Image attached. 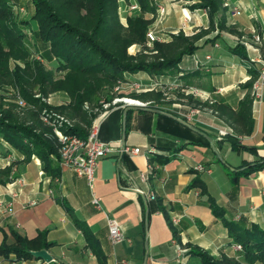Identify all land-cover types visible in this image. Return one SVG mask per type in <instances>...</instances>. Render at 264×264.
Masks as SVG:
<instances>
[{
	"label": "crops",
	"instance_id": "crops-1",
	"mask_svg": "<svg viewBox=\"0 0 264 264\" xmlns=\"http://www.w3.org/2000/svg\"><path fill=\"white\" fill-rule=\"evenodd\" d=\"M133 1L118 0L122 22L139 13L129 9ZM151 1L156 9L164 5L166 14L155 19L153 13H146L145 18L151 20L148 29L169 41L185 12L190 17L186 35L195 38L197 49L183 56L172 73L125 74L126 85L142 87L140 92L123 88L141 104L119 100L92 122L90 129L96 128L98 139L114 149L95 169L93 189L86 178L65 167L59 166L57 177L48 175L39 158H25L0 138V170L10 169L8 177L0 174V244L14 245V233L27 239L42 233L52 243L45 249L52 258L49 262L0 253V264H119L122 259L134 264H180L190 259L191 246L212 255L234 253L238 250L223 221L212 213L208 196L224 210V218L264 229V168L248 176L231 174L246 162L264 158V90L259 98L253 96L247 85L257 77L251 74L256 68L245 62L248 54L257 52L264 59V0H228L229 5L222 0L226 21L221 29L216 18L211 25L206 8H192L179 0ZM232 6H238L240 14H233ZM256 33L261 36L260 44L253 40ZM246 44L257 47V52ZM236 47L242 48L245 58ZM155 92L161 95L155 98ZM247 95L252 98L254 121L249 134L238 133L235 124H228L226 114L236 111ZM156 110L172 112L199 127L209 139L166 121ZM218 129H231L245 148L232 149L224 136L218 137ZM124 147L140 151H123ZM172 150H176L175 157L163 164L155 157L168 156ZM140 172L147 174V181L140 180ZM197 177L207 194L191 186ZM136 187L145 193H136ZM92 194L99 198L101 209L91 204ZM61 200L87 224L92 234L89 240ZM158 200L167 216L178 219L173 224L176 236L158 209ZM8 203L11 211L6 208ZM106 214L118 220L125 241L110 242Z\"/></svg>",
	"mask_w": 264,
	"mask_h": 264
},
{
	"label": "trees",
	"instance_id": "trees-1",
	"mask_svg": "<svg viewBox=\"0 0 264 264\" xmlns=\"http://www.w3.org/2000/svg\"><path fill=\"white\" fill-rule=\"evenodd\" d=\"M196 1L192 8H206L213 27L215 18L219 29L225 27L226 8L222 0ZM136 2L140 7V13L127 17L124 25L120 20L118 0H31L33 13L29 19L21 20L15 18L13 3L9 0H0V87L9 85L18 89L19 94L28 104L27 109H36V107L41 109L44 104L39 97H46L52 92L62 90L68 95L69 101L61 106V111L66 116L78 118L91 127L98 113L85 110L83 108L85 102L95 107L101 92L104 89L111 90L118 82H126L127 73L146 72L150 75L172 73L178 69L183 56L192 54L197 49L194 44L195 38L180 31L172 34L169 41H155L153 50L156 53L154 59L149 60L145 34L151 20L144 15L155 14L156 6L151 0H136ZM27 33L32 35L31 43L26 39ZM39 43L42 49L38 48ZM134 43L141 44L143 49L140 53L132 55L128 53V47ZM235 51L243 58L246 57L242 48L236 47ZM34 54L39 55L46 62L55 61V70L47 69L42 61L35 58L28 60ZM10 61H14L12 66ZM17 61L22 64H18ZM55 72H64V77L56 78ZM251 74L252 77H256L257 71L252 69ZM251 85L252 81L247 87L250 88ZM35 94H39V97H34ZM160 95L155 92L153 96L157 98ZM136 96L142 97L141 94ZM110 100L111 97L107 98L108 102ZM251 104L252 98L247 95L240 101L236 111L226 113L228 124L232 127L235 124L238 133L249 134L253 129ZM5 105L7 104L0 101V138L25 158L35 155L41 161L43 170L48 175L57 177L60 144L56 136L44 135L47 127H43L38 118L39 110H36L37 112L28 110L30 120L24 118L20 121L21 117L12 110L16 104ZM149 106L153 107V105ZM161 112L158 113L166 121L179 123ZM181 126L194 131L182 124ZM195 127L202 131L199 127ZM59 129L65 134L77 135L82 139L88 134L75 126H60ZM167 131L176 132L171 128H167ZM196 133L209 139L204 132V134ZM224 138L230 142L234 150L245 148L238 137L231 132H228ZM175 152L176 150H172L168 156H154L163 164L174 158ZM263 168L264 158H259L233 169L231 174L233 177L240 174L248 176ZM9 173V168L0 170V174L5 177H8ZM191 186H196L200 188L202 194H207L205 185L199 177L192 181ZM206 202L212 213L223 221L230 242L241 245V250L234 252L241 259L224 257V260L218 261L205 250L194 246L187 252L190 259L180 264H192L191 260H195L198 264H264V229L254 223L245 225L224 218V210L211 196L206 198ZM59 203L72 215L75 225L89 240L92 234L87 224L73 215L72 208L65 201L61 200ZM156 203L176 236L177 232L165 208L161 206L159 200ZM14 237V245L6 246L3 242L0 244V253L3 256L14 253L17 258H32L34 256L30 251L46 249L52 244L46 241L42 233L34 239H27L15 233Z\"/></svg>",
	"mask_w": 264,
	"mask_h": 264
},
{
	"label": "built area",
	"instance_id": "built-area-1",
	"mask_svg": "<svg viewBox=\"0 0 264 264\" xmlns=\"http://www.w3.org/2000/svg\"><path fill=\"white\" fill-rule=\"evenodd\" d=\"M224 5H229L228 0H224ZM130 10H139L140 7L136 0L133 1L132 4L129 5ZM233 14H240L241 10L238 6H232ZM166 14V8L164 5H159L156 9L155 14H152V18L158 19L162 18ZM189 15L185 12L183 13V20L179 29L176 31V34L182 31L186 35V25L189 20ZM146 37V46L150 49L153 47L155 41L164 42L166 38L159 37L156 32L151 29H148L145 34ZM255 44L261 43V36L259 34H255L253 37ZM248 49H252L257 52V47L252 46L251 44H246ZM153 51V49H152ZM154 52H156L154 50ZM206 58H209L207 55ZM245 62L249 68H256L257 77L252 82L251 91L255 98L260 97L261 90H264V59L259 55H250L245 58ZM123 100V99H122ZM114 101H119L116 98ZM22 105L26 103L23 100H20ZM115 103V102H113ZM228 132H231V129H218V137L225 136ZM57 140L60 144L59 147V156L58 163L60 167H65L77 174L78 176L84 177L87 180L88 186L90 189H93L94 186V172L97 168L100 160L105 157L107 154L114 151V149L106 143H103L98 139L96 128H91L87 134L85 139L80 138L77 135H70L61 132H57ZM123 151H131L133 153H138L140 151L139 148H129L124 147ZM149 169H152V166H149ZM198 169H203L201 166ZM139 178L141 181H147V174L145 172H140ZM22 183L21 180H19ZM136 193L144 194L145 192L139 188H134ZM2 201L0 200V205H2ZM91 204L97 209H101L100 200L97 196L92 194ZM9 211L12 210L10 203H8L6 207ZM172 223L175 224L178 222V219L172 218ZM106 225L108 231V238L112 244H119L126 240V236L120 226L118 220L109 214H106ZM236 250L241 249V245L236 244L234 246ZM183 253V252H182ZM183 257H181L182 259ZM119 264H134L128 260L122 259L119 261Z\"/></svg>",
	"mask_w": 264,
	"mask_h": 264
},
{
	"label": "rangeland",
	"instance_id": "rangeland-1",
	"mask_svg": "<svg viewBox=\"0 0 264 264\" xmlns=\"http://www.w3.org/2000/svg\"><path fill=\"white\" fill-rule=\"evenodd\" d=\"M179 1L188 2L190 4V6L194 5L197 2L196 0H179ZM9 2L14 4L12 6V10H13L15 18H17V20L30 18L31 14L33 13V10H34L33 5L31 3V0H9ZM138 11L140 13V9ZM139 13H137L135 15H138ZM120 20H121V17H120ZM122 23L124 25H126V22H122ZM26 32H29V31H26ZM26 39L28 40V42L31 43L32 35L27 33ZM136 45H139V47H137ZM38 48L42 49V45L40 43L38 44ZM142 49H143V47L141 44H135L134 43L128 47V53L135 55L137 53H140L142 51ZM152 49H153V47L151 49L149 48L148 49L149 51H146L147 54H149V57H148L149 60H153L154 59L153 56L156 53V52H154V50L152 51ZM32 58H35L38 61H42L45 64V67L47 69H51L53 71L55 70V67H56L55 61L46 62V61L42 60V58L37 54H34L28 60H32ZM10 62H11V66H12L14 61H10ZM17 62L20 65L22 64L20 61H17ZM64 74H65L64 72H55L54 73L56 78H62V77H64ZM124 87H128L129 89L135 90L138 92H140L142 90V87L138 84H129V85L127 84L126 85L124 82H118L115 85H113L111 90L104 89L101 92L100 98L96 102L95 107L88 104L87 102H85L83 105V108L87 111L100 113L104 109L110 107L113 104V102H115V103L118 102V101H114L116 98H118L119 100L132 98L131 93L127 91L129 89H127V90L123 89ZM134 95H139V94H134ZM34 97H39V94H35ZM110 97H111V100H110V102H108L107 98H110ZM39 98H40L41 102L44 104L41 109L39 107H36V109L35 108L27 109L28 104L21 97L18 89H16L15 87L9 86V85H5V86L0 87V101H2L4 104H7L5 106H8V104H11V103H15L16 106L12 107V110H13V112L17 113L18 117H21L19 119L20 121H23L24 118H27V120H30V114L28 113V110L29 111H35V112H37L39 110L37 112L38 118L40 119L41 123L44 125L43 127H47V130L44 133V135H47V136L53 135V136H56V138H57V132L64 133L62 130L59 129L60 126H63V127L64 126H67V127L75 126L76 128H79L83 131L89 132L90 127H88L86 124L82 123L78 118L68 117L61 111V109H60V108H62L61 106H64V103H67L69 101V97L64 91L58 90V91L50 93L46 97H39ZM20 100H23L26 104L22 105L20 103ZM140 104H141V102H140ZM39 131L40 130H38V132ZM235 245L236 244H234L233 246H235ZM191 247L193 248L194 246H191ZM240 250H238V251H240ZM206 252H208V251H206ZM210 255L218 261L224 260V257H229L230 259H235V260L241 259L239 256H237L236 254L231 253V252L230 253L220 252V253L215 254V255H212V254H210ZM184 262H185V259H184Z\"/></svg>",
	"mask_w": 264,
	"mask_h": 264
},
{
	"label": "water",
	"instance_id": "water-1",
	"mask_svg": "<svg viewBox=\"0 0 264 264\" xmlns=\"http://www.w3.org/2000/svg\"><path fill=\"white\" fill-rule=\"evenodd\" d=\"M158 111V110H156ZM161 112V111H158ZM165 115H168L172 118H174L176 121H178L179 123H181L184 126H187L189 128H191L192 130L199 132L201 134H204L202 131H200L198 128H196L195 126H193L192 124H190L189 122L183 120L182 118H179L177 116H174L173 114L167 113V112H161ZM30 253L37 259H43L47 262H49L52 258L50 256V254L45 250V249H41V250H37V251H30Z\"/></svg>",
	"mask_w": 264,
	"mask_h": 264
},
{
	"label": "bare ground",
	"instance_id": "bare-ground-1",
	"mask_svg": "<svg viewBox=\"0 0 264 264\" xmlns=\"http://www.w3.org/2000/svg\"><path fill=\"white\" fill-rule=\"evenodd\" d=\"M123 101L131 102V103H134V104H140L139 101H137V100H135V99H132V98H130V99H123Z\"/></svg>",
	"mask_w": 264,
	"mask_h": 264
}]
</instances>
